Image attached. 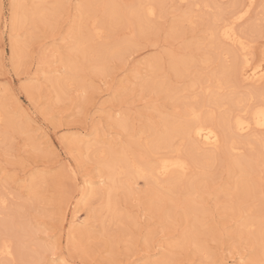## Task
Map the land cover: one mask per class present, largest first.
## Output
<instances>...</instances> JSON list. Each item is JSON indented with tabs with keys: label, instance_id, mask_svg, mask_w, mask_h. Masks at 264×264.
Segmentation results:
<instances>
[{
	"label": "rangeland",
	"instance_id": "obj_1",
	"mask_svg": "<svg viewBox=\"0 0 264 264\" xmlns=\"http://www.w3.org/2000/svg\"><path fill=\"white\" fill-rule=\"evenodd\" d=\"M142 1L0 0V108L15 122L0 126V247H11V257H0L5 264H264V134L237 139L238 152L223 146L209 162L193 155L192 173L173 188L123 173L108 193L101 164L86 154L104 135L112 137L105 148H122L133 160L166 120L186 121L191 106L213 114L217 126L237 112L235 100L238 108L264 103V82H242L236 70L231 76L238 54L211 37L212 19L244 0H146L156 15L138 20L131 12ZM12 2L28 22L11 23ZM89 4L102 34L86 47L94 58V49H109L103 72L74 50L79 25L89 34ZM35 5L41 19L29 21ZM259 7L238 27L255 63L264 62V37L254 23ZM111 10L116 17L105 14ZM67 65L76 80L58 94L54 82ZM219 78L230 85L217 93ZM227 138L229 144L233 136ZM179 143L176 137L172 147ZM85 181L98 194L80 202ZM108 198L118 221L104 209Z\"/></svg>",
	"mask_w": 264,
	"mask_h": 264
},
{
	"label": "bare ground",
	"instance_id": "obj_2",
	"mask_svg": "<svg viewBox=\"0 0 264 264\" xmlns=\"http://www.w3.org/2000/svg\"><path fill=\"white\" fill-rule=\"evenodd\" d=\"M178 1L179 2H187L188 0H178ZM15 2H12V5H17ZM259 4H261V0H244V2L235 6V8H233L231 10V12H228L227 14L221 15L219 17L217 16L215 19H212L213 21H212V26H211V37H212V39L215 42L218 41L225 46L233 48L239 56V58H238L239 60H238V62L234 63V67L232 65V66H230L231 70L228 69V70H230L231 76L235 74L234 70H236L237 76L241 79L242 82L258 83V84L264 82V67H262V62H259V63L254 62L253 56H252L253 55L252 54V46L253 45L251 44V42H249L244 37V34L238 29V27L241 24H243V22L248 18L250 13ZM248 5L254 6L251 9L249 15L246 16L243 20L237 19V17L240 16L242 11H248V9H247ZM21 6L17 7L14 10L15 14H13V9H12L11 23L13 25H15L16 22H21L23 17L27 18V16H25L26 10H23L24 8H21ZM91 6H92V4H89L88 9L83 14L84 15L83 16V18H84L83 25H86V24L89 25L88 37H85L83 35V33L81 31L82 25L81 26L79 25V29L77 28L78 30H76V31H78L77 34H74V38L76 37L75 35H77L79 37L78 39H77V37L75 39V41H76L75 45L76 46L74 47V50L77 53H79V55L82 57L83 60L94 59L95 61H97L98 64L95 66V70L103 72L105 70V67L102 64V61H103L102 56L105 55L109 49L107 50L106 46H100L96 50L94 49L95 54L97 55V57L94 58L95 55H93V47H86V43H89L88 41H92L93 38H96V37L98 38V36L101 33L100 32L101 28L97 26V19L91 18V15H90ZM40 8H41L40 6L35 5L34 7H32V10L30 13L28 11V13L30 14L29 15L27 13L30 16V18L28 19L29 21H31V20L34 21V19H37V21H38V19H39L38 13L40 11ZM105 14H107L108 17L111 18V17H116L118 13L115 10H111V11L105 12ZM131 14H132V16L137 18L138 20L142 17L143 18H145V17L151 18V17H154L156 15V7L154 4H149L145 0V1L140 2V4L138 5V10L131 12ZM42 15L44 16V13L43 14L41 13V16ZM37 16H38V18H37ZM23 19L26 20L25 18H23ZM40 19H39V21H40ZM225 21H227L229 24H231L233 21H235V28H234V37L235 38H233L232 33H226L225 32ZM100 37L101 36H99V38ZM241 39H243L245 41V47H241V44H240ZM219 44H218V46H219ZM12 51L14 52L13 48H12ZM119 52H121V49H117V51L115 53L119 54ZM238 56H236V57H238ZM246 57H247V59H246ZM234 59H235V56H234ZM185 64H186V62H185ZM175 67H178V66H175ZM154 68H155V66H154ZM221 68H224V67L222 66ZM226 68H228V67H226ZM219 70H217V71H219ZM228 70H226V71H228ZM75 72H76V70L74 69V67H71L68 65L66 66L64 77L61 80L54 82V87L56 89H58V91H59L58 94L60 92H63L64 90H71L72 89L73 83L76 80L75 79V75H76ZM224 73H226V72H224ZM218 74H219V72H218ZM230 74H228V75H230ZM213 77H214V75H213ZM224 79H223V81L221 79L217 80V84L215 86L217 93L222 92L224 89L226 90L228 88V86L230 85L229 78L228 79L224 78ZM153 84H154V86H156V83H153ZM216 92H214V93H216ZM211 94H212V92H211ZM263 99H264V96H263ZM239 104H240V101L235 100L233 107H235V109H237V112H233L235 114H233L232 116L229 114L227 116H223L221 119L219 118L220 120L217 123L218 124L217 126L214 125V123H213L214 122L213 114L209 113L208 116L207 115L204 116L201 111H197L196 108H194L192 106L189 107V109L186 113V117H187L186 121H182V122H175L174 121L173 122V121H169V119L166 120L164 122V124H165L164 131L163 132L161 131L160 133L156 134L149 143L144 145L143 146V152L138 154V156L136 158H134L133 160L128 159L129 155L127 156L126 151H124V149H122V148L120 150H112L111 147L105 148L104 145L112 143L111 142L112 137L108 138V139H104L103 138L104 135L99 136V139H97V140L95 139V142H96L95 145H100L99 147L95 146L94 149H91V146L93 144L92 145L88 144L86 146V154H92V156L96 160H98V162L101 164V166L100 165L99 166L102 167V169L105 173L104 174L102 172V174H104L103 176L105 177L107 183L110 184V188H109L108 193L113 189L112 184L115 182V179L119 178V176L122 175L123 173H125L126 177L133 178V179H144L146 181L153 182V183H158V184L162 183V185H163V183H165L168 186V188H170L174 185V182L176 181L177 178L178 179L179 178H185L189 174L192 173V167L189 163V158L193 157V155H194V157H195V155H199L203 159H205L207 162H209L210 160L214 159L217 152H219L220 148H222L223 146L229 145L228 146L229 150L238 152L240 150V147L237 145V139H239L241 137H247L248 138V136L254 137V135H256V133L264 134V129H261L259 126L261 123H264V103L254 105L250 109L247 107L238 108ZM228 107H229V105H228ZM178 112H179V110H178ZM3 123H8L9 125L15 124L14 120H12L11 117H8L6 115V113L3 112L2 108H0V126L3 125ZM116 124H117V126H119L120 128L125 130L126 123H125L124 119H122V120L118 119ZM228 133L233 136V138L229 139V144H228V138H227ZM262 136L263 135H260V138H259L261 142H262ZM176 137H179V140L182 143H179L178 147L173 148L172 147V141ZM182 144L185 146L184 153H182V151H181L182 147H180ZM162 150H164V152H160ZM84 153H85V150H84ZM234 153H232V154H234ZM192 165H195V164L192 163ZM67 167L75 175V169H74V167L70 161H68ZM197 167H199L198 164H197ZM202 172L203 171H201V173ZM203 174H204V172H203ZM181 182H182V180H181ZM92 184L93 183L88 182V181H85L83 183V189H82V192L80 194L82 199L80 202L85 200V198H87V197L89 200L96 198L98 192L94 190V187ZM244 188H247V186ZM243 190H245V189H243ZM3 202H5V201H1V205L4 204ZM104 209L108 213H110L111 221H118L119 220V215L116 212V210H114L113 205L111 204L109 198L107 199V201L104 205ZM250 225H251V223H250ZM250 225H247V226H250ZM187 235H188V233H187ZM258 235H259L261 243H263V245H264V233H263V231H259ZM188 238H185V240ZM194 240L192 241V243L195 246L196 250L198 252H203L202 247L197 242H195ZM257 241H258V239H257ZM9 245L3 244L0 247V257L1 256H3L2 258H7L9 256L11 257V247ZM260 247H261V244H260ZM261 252H262V250H261ZM9 260H10V258H9Z\"/></svg>",
	"mask_w": 264,
	"mask_h": 264
},
{
	"label": "snow or ice",
	"instance_id": "obj_3",
	"mask_svg": "<svg viewBox=\"0 0 264 264\" xmlns=\"http://www.w3.org/2000/svg\"><path fill=\"white\" fill-rule=\"evenodd\" d=\"M9 7L13 9V14H15L14 10L18 6L17 5H11ZM253 7L254 6H252V5H248L247 6L248 11H242L240 16L237 17V19L243 20L246 16L249 15V13ZM254 23L259 25L262 37H264V0H261V4H260L259 10H258V19ZM234 28H235V21H233L231 24H229L227 21H225V32L226 33H232L233 38H235L234 37ZM240 44H241V47H245V41L243 39L240 40ZM262 55H264V53H262ZM246 59H247V57H246ZM262 67H264V62H262ZM259 126L261 129H264V123H261ZM262 143H264V136H262ZM0 264H5V262L0 261ZM53 264H57V262L53 261Z\"/></svg>",
	"mask_w": 264,
	"mask_h": 264
}]
</instances>
